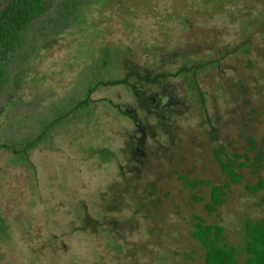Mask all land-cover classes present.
<instances>
[{"label": "rangeland", "instance_id": "374dc122", "mask_svg": "<svg viewBox=\"0 0 264 264\" xmlns=\"http://www.w3.org/2000/svg\"><path fill=\"white\" fill-rule=\"evenodd\" d=\"M85 3L60 34L29 32L6 66L0 264H200L195 217L239 248L244 222L264 219V185L249 189L264 180V0ZM201 60L194 88L174 75ZM123 61L170 74L153 91L169 96L162 111L104 83ZM213 184L224 201L210 211Z\"/></svg>", "mask_w": 264, "mask_h": 264}, {"label": "trees", "instance_id": "16d2710c", "mask_svg": "<svg viewBox=\"0 0 264 264\" xmlns=\"http://www.w3.org/2000/svg\"><path fill=\"white\" fill-rule=\"evenodd\" d=\"M88 0H0V85L6 80V66L11 59L12 53L24 43L25 36H34L42 39L44 35L53 36L60 34L68 25L78 23L82 19L80 7L84 6ZM53 14V16H51ZM31 30V31H29ZM105 61V60H104ZM123 61L125 68L121 78L109 80L105 84H123L132 93L134 99L140 107L147 109L152 107L154 111L165 107L169 96L162 93L153 92L159 90L170 74L158 70L156 73L141 71L136 64ZM209 60L182 64L175 70L174 75H182L191 88H194L195 81L193 75L203 66L207 67ZM173 75V74H171ZM193 92L195 89H192ZM87 90L85 98L77 102L71 112L83 110V106L90 102ZM158 112V111H157ZM124 113V112H122ZM127 113V112H125ZM65 116V115H62ZM61 116V117H62ZM128 117L133 120L137 127L139 121L130 113ZM46 127V126H45ZM44 128L36 138L28 140L22 148L21 153L27 152L39 139L45 137L47 130ZM251 144L252 139L247 138ZM0 148H11L13 145L1 144ZM16 151V150H14ZM106 151L102 150L101 155L105 156ZM217 153V151H215ZM222 172L232 181L239 179L229 163L216 157ZM238 165H242L239 163ZM256 172V169L253 170ZM264 185V180L258 177L256 184L249 187L255 191ZM194 199H197L194 197ZM224 201L223 190L219 185H210L209 201L205 203L208 210H213ZM193 229L190 236L195 239L203 248L204 256L200 264H264V219L257 221H245L243 225L244 237L239 248L228 246L223 241L222 227L218 224H205L195 217ZM245 258L239 262L238 256Z\"/></svg>", "mask_w": 264, "mask_h": 264}, {"label": "flooded vegetation", "instance_id": "af4514ba", "mask_svg": "<svg viewBox=\"0 0 264 264\" xmlns=\"http://www.w3.org/2000/svg\"><path fill=\"white\" fill-rule=\"evenodd\" d=\"M135 124V123H134ZM136 125V124H135Z\"/></svg>", "mask_w": 264, "mask_h": 264}]
</instances>
